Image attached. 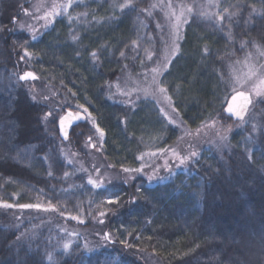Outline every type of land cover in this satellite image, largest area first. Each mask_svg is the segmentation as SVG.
Here are the masks:
<instances>
[{
  "label": "trees",
  "instance_id": "1",
  "mask_svg": "<svg viewBox=\"0 0 264 264\" xmlns=\"http://www.w3.org/2000/svg\"><path fill=\"white\" fill-rule=\"evenodd\" d=\"M29 1L0 0V205H14L0 206V264H264V122L235 128L226 151L168 160L153 181L143 157L183 148L182 132L159 103L123 100L114 86L163 62L173 38L165 3L191 6L161 86L191 132L227 124L230 65L264 50V0H74L47 28L34 26L35 40L14 28ZM28 70L56 96L50 117L20 79ZM68 111L91 118L64 140L58 119ZM93 119L104 131L99 153L124 176L101 189L67 157L68 145L100 135Z\"/></svg>",
  "mask_w": 264,
  "mask_h": 264
},
{
  "label": "rangeland",
  "instance_id": "2",
  "mask_svg": "<svg viewBox=\"0 0 264 264\" xmlns=\"http://www.w3.org/2000/svg\"><path fill=\"white\" fill-rule=\"evenodd\" d=\"M57 1L58 0H56V2ZM38 3H44L46 6H50L52 3V0H30L29 5L25 7V9L33 13V16L43 15V9L40 12H36L35 8L33 7V5H36ZM166 5H169V3L168 2L165 3V8H166L165 13H166L167 23L169 24L171 23L172 25V23H174V17H171L169 15L170 11H174L177 15H179L181 9L185 7L184 5H178V6L172 5L171 9H169V7ZM24 10L22 11V14L20 15L21 17L20 21L18 20L15 23L16 25H14L15 30L21 29L20 27L21 24H25L26 26L27 25L35 26L41 22V21H37L36 19H34L33 16L25 15ZM24 29H28V28L25 27ZM259 47H262V46H259ZM173 48H174V45L172 44V41H171L170 45L166 47L165 54L162 56L163 62L160 65L166 62L165 60L166 57L168 60H170V63L168 64L167 69L169 68L172 60L174 59L173 57L176 55V53L175 55L171 54V51ZM255 51L264 53V50L262 48H256ZM263 57L264 56H262L261 54H254L253 51L251 53H248L246 56L242 57V59L237 60V62L239 63L234 62L233 64L230 65L232 76H233L234 70L240 74H244L249 71V67H253L256 69L257 72H259L261 70V66H264ZM151 69L144 68V71H142L140 74H138L139 76H136V77L133 76L132 74H126L124 78H122L120 81H118V83H116V84H120L121 88L124 91L131 92L130 96H125V95H122L120 92H118V94L121 96L123 100H126V101L133 100V99L139 100L142 97V95L145 96L142 91H134V89L146 88L151 84L152 77L154 75ZM164 71L161 75H158L156 77V79L160 82V87H162L161 78L163 77ZM36 80L28 81L29 83H26L25 81L23 82L26 83L29 93L33 97H35L37 101H39L38 103L43 104L45 109H46L45 105H47L46 110H48V112L49 111L53 112L54 111L53 106H54V103H56L55 101L56 96L54 95L53 90L37 83ZM233 95L234 93L232 94L231 98L228 101L226 111L230 106L236 109L242 103L241 100L234 101ZM45 96L48 97L47 100L44 99ZM167 97H168L167 94L160 95L157 97L145 96V100L150 99L149 100L150 103H152L153 101L154 102L156 101L157 104L159 103L162 106V108L161 106L160 108L164 109V111L162 112L164 113L163 115L165 116L166 120L170 124H173L175 127H179V129L182 132V139H181L180 144L183 146V148L178 147V148L163 152L161 153V155H159L157 151H151L145 154V156L143 157V163H142L141 169L143 168V170L146 172L149 178H151L153 181H155V178L163 176V171H166L168 160H170V162L176 159H177V162L180 161L178 160V157L176 155L178 154V152H180L181 156L185 157V156H189L190 153L193 152L194 150L200 149L204 146L207 147L208 149H214L218 152L220 150L226 151L229 149L230 135L233 132H235L237 128H244L245 126H248V124H251L252 126H254L255 124H258V123H259L258 124L259 126L260 124L264 122V119L262 118V116L264 115L263 112L261 113V111L257 109L259 107L260 102H256L254 106L249 105L248 112L245 115L244 123H242L234 115H230L227 111L229 115V117L225 119V122L227 124H224L221 121H214L211 124L206 125L197 131L191 132L187 128V126L183 123L178 113L175 111L171 101L168 100ZM261 103H264V102H261ZM79 113L83 117L79 121H86L88 119L87 115L81 112ZM63 115H66V113H62L60 116H63ZM58 124H59V119H58ZM93 128L95 127L93 126ZM70 135H71V130H70ZM224 135H227L228 137L227 141H222L220 139ZM98 137L100 138V135L97 136L95 134L93 136L88 137L86 141L84 142V144L82 145V148L80 149H75L72 145H68L70 146V148L67 152V157H68V160H71L72 162L71 165L74 166V169L76 170L77 173L85 174L88 179L91 178L95 180L97 183H102V186L98 187L99 189H101V188H104L108 184L112 185L114 183H118V184L121 183L124 179V176L120 172H118L114 167H112L108 163L106 158H104V156L101 153H99L100 146H99ZM224 144H226L227 147H221V145H224ZM169 155L172 157H170ZM45 209H49V208L43 206V207H40L38 210L42 211ZM38 216L40 215L37 214V217L33 218V220L35 219L38 220ZM26 225L33 227L31 224H26ZM35 225L38 226V223H35ZM55 227H58V226H55ZM61 227L64 229L58 230L59 234H62V232H66L67 228H69V226L67 225H61ZM28 232H30V230L29 231L27 230V232L25 233L23 232L20 235H22L23 237L24 234ZM92 232L93 231L90 230L89 234H91ZM67 243L68 244L70 243L69 245L70 247L72 244V241L68 240Z\"/></svg>",
  "mask_w": 264,
  "mask_h": 264
},
{
  "label": "snow or ice",
  "instance_id": "3",
  "mask_svg": "<svg viewBox=\"0 0 264 264\" xmlns=\"http://www.w3.org/2000/svg\"><path fill=\"white\" fill-rule=\"evenodd\" d=\"M73 2H74V0H65L64 3H57L56 0H52V3L50 6H46L44 3H38L36 5H33L36 12H40L43 9V15L33 16V13L29 12L27 9H25L24 12H25V15L33 16V18L36 19L37 21H44V23L42 24V27L47 28L57 16H60L62 14H67L69 8H71L73 5ZM77 2H78V0H77ZM118 6L121 10H123L124 8L128 7L129 4L124 3V4H120ZM168 7H169V9H171V4H169ZM224 11H227V9H225ZM192 12H193V8L191 6H189L187 8H182L179 15H177L174 11H170V13H169V15L171 17H174V23H172V25H171L172 30H173L172 34L174 37L172 40V44L174 45V48L171 51L172 55H175V53L179 50V45H178V43H176V39L178 38L179 29L182 26V24H185L188 22L186 13L191 14ZM199 14L200 15H216V14H210V13H205V12H201ZM235 14L236 13H232V15H235ZM217 18L220 21H223L225 19V17L221 16V15H218ZM69 19L72 20V17L70 15H69ZM20 27H21V29H24L25 27H27L29 32L32 34V39L33 40L36 39L35 33H36L37 29L33 25H27L26 26L25 24H21ZM0 31H3V29L0 28ZM78 39H79L78 35L72 36V40L74 42L77 41ZM133 43L135 44L136 42L134 41ZM242 47H243V45H242ZM204 51L206 54L208 53L207 48H205ZM25 55H28L27 50H25ZM120 55L124 56V53L121 52ZM261 55L264 56V53H261ZM91 57L93 58L94 61L97 60L98 59L97 52H95V51L92 52ZM148 58L151 59L150 54H149ZM165 60H166V62L163 63L162 65H158L157 67L151 69L152 73H154V75L152 77L151 84L146 88L134 89V91H142L145 96H153V97H157V96L166 94L167 90L163 87H160V82L156 79V77L158 75H161L163 73V71L167 69L168 64L170 63V60H168L167 57L165 58ZM237 63H239V62H237ZM28 78L35 80L37 77L31 72L25 73L23 76L20 77L21 80H27ZM231 83H232L233 92H234L233 100L234 101L241 100L242 103L236 109H234L232 106H230L227 109V111L230 115H234L242 123H244L245 122V115L248 112L249 105L254 106V104L256 102H264V66H261V70L259 72H257L256 69L253 67H249V71L247 73H244V74H240L234 70ZM112 87H113V85L110 84L109 89H111ZM115 88H116L117 92H120L122 95H125V96L131 95V92L124 91L121 88L120 84H116ZM33 99H35V97H33ZM44 99L47 100L48 97L45 96ZM167 99L170 100V97H167ZM79 107H83V106H79ZM161 111H164V109H161ZM84 112L87 113L88 110L86 108H84ZM50 116H52L51 111H49L45 114V118L50 117ZM82 118L83 117L81 116V114L79 112H72V111H68L66 113V115L59 117L60 130H61L65 139H67V137H68V132L66 131V127L70 126L75 121H79ZM88 118H91V113H88ZM93 124L96 126V131L99 132L100 138L103 139V137H104L103 129L99 127V125L96 123V121L94 119H93ZM253 128L255 129V125L253 126ZM89 139H91V138H89ZM220 139L222 141H227L228 137H227V135H224ZM221 147H227V145L224 144V145H221ZM196 155H197L196 152H191L189 156L181 157L180 163L183 164V163H185L186 160L196 157ZM247 159L252 160L253 157L251 155H249L247 157ZM68 163H72L71 160H69ZM125 171H129V170L125 169ZM136 171H140V170L137 169ZM49 174L51 175V173H49ZM67 175H68V173H65V176H67ZM88 183L94 185L95 187H101L102 186V183H97L95 180H93L91 178L88 179ZM107 202L108 203H114L115 201L109 199ZM0 206H3L5 208H12L14 205L4 203ZM18 207H20V208H33V207L39 208L40 205L22 204V205H18ZM45 210L47 211L49 209H45ZM51 210H55V209L53 208ZM100 215L103 216V215H105V213L101 212ZM71 219H77V217L73 216V217H71ZM63 247H64V249H68L69 244L65 243L63 245Z\"/></svg>",
  "mask_w": 264,
  "mask_h": 264
},
{
  "label": "water",
  "instance_id": "4",
  "mask_svg": "<svg viewBox=\"0 0 264 264\" xmlns=\"http://www.w3.org/2000/svg\"><path fill=\"white\" fill-rule=\"evenodd\" d=\"M28 72L33 73V74L37 77V75H36L33 71L28 70V71H26L25 73H28ZM25 73H23L21 76H23ZM37 78H38V77H37ZM37 78H36V79H37ZM36 79H35V80H36ZM22 81H34V80L31 79V78H28L27 80H22ZM77 123H78V121H75V122H73L70 126H67V127H66V131L68 132V137H67V139L64 138V136H63V134H62V132H61V130H60V132H61V136H62V138H63L64 140H68V139H69V136H70V130H71V128H72L73 126L77 125ZM59 127H60V126H59Z\"/></svg>",
  "mask_w": 264,
  "mask_h": 264
}]
</instances>
